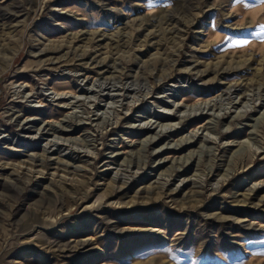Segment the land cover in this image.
<instances>
[{
	"label": "rangeland",
	"instance_id": "374dc122",
	"mask_svg": "<svg viewBox=\"0 0 264 264\" xmlns=\"http://www.w3.org/2000/svg\"><path fill=\"white\" fill-rule=\"evenodd\" d=\"M261 24L259 0H0V264H264Z\"/></svg>",
	"mask_w": 264,
	"mask_h": 264
},
{
	"label": "snow or ice",
	"instance_id": "6c2138e0",
	"mask_svg": "<svg viewBox=\"0 0 264 264\" xmlns=\"http://www.w3.org/2000/svg\"><path fill=\"white\" fill-rule=\"evenodd\" d=\"M243 0H234V3H241ZM261 4H264V0H259ZM257 35L264 34V24L259 25V32L256 33ZM249 44L248 40H237L234 41L232 44L229 45L230 48H243Z\"/></svg>",
	"mask_w": 264,
	"mask_h": 264
},
{
	"label": "bare ground",
	"instance_id": "6f19581e",
	"mask_svg": "<svg viewBox=\"0 0 264 264\" xmlns=\"http://www.w3.org/2000/svg\"><path fill=\"white\" fill-rule=\"evenodd\" d=\"M52 89H53V91L55 92L57 88H56V87H53ZM64 93H66V92H64ZM61 97H62V95H61ZM169 129L172 130V129H174V127H170ZM169 129H168V130H169ZM197 134H198V133H197ZM180 146L182 147L183 145L181 144ZM53 152H55V151H53ZM34 162H35V161H34ZM120 178H121V177H120ZM127 179H128V178H127ZM129 179H130V178H129ZM120 182H121V184L125 185V184L128 182V180L120 179ZM121 187H122V186H121Z\"/></svg>",
	"mask_w": 264,
	"mask_h": 264
}]
</instances>
